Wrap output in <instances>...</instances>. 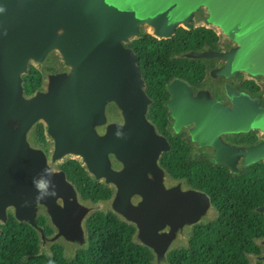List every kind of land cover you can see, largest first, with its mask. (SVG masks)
Returning <instances> with one entry per match:
<instances>
[{
  "label": "water",
  "instance_id": "1",
  "mask_svg": "<svg viewBox=\"0 0 264 264\" xmlns=\"http://www.w3.org/2000/svg\"><path fill=\"white\" fill-rule=\"evenodd\" d=\"M0 8V233L13 216L36 231L40 254L60 244L74 257L89 248L88 219L112 212L134 227L133 242L150 250L153 264H169L178 231L215 220L217 211L207 193L161 165L172 147L149 119L153 100L128 44L145 34L171 38L178 28L212 29L218 50L177 56L220 60L210 78L264 85V0H0ZM52 55L65 68L42 71L46 88L26 94L31 63L41 67ZM238 85L222 83L218 100L207 85L180 77L165 84L167 130L234 174L264 162V86L254 94ZM40 122L49 155L31 134ZM250 133L256 142L231 140ZM64 159L79 162L111 197L83 199L60 167L67 160L59 166ZM41 180L51 194H40ZM255 242L261 252L248 254L250 264H264V238Z\"/></svg>",
  "mask_w": 264,
  "mask_h": 264
},
{
  "label": "trees",
  "instance_id": "2",
  "mask_svg": "<svg viewBox=\"0 0 264 264\" xmlns=\"http://www.w3.org/2000/svg\"><path fill=\"white\" fill-rule=\"evenodd\" d=\"M217 38L212 29L178 28L171 38L158 40L145 34L128 44L137 56L146 91L153 100L149 119L168 137L172 147L163 155L161 165L174 179L185 180L192 188L207 193L217 211L215 220L194 227L188 247L168 254L169 264H250L248 254L261 252L255 241L264 238V213L257 211L264 205V162L234 174L224 165L213 164L207 154L194 155L183 136H174L167 130L169 93L165 84L180 77L200 85L207 72L205 62L177 55L211 45ZM42 79V72L31 66L25 76L26 94L40 88ZM240 88L254 94L259 91V86L250 80L242 81ZM36 138L47 144L41 124ZM257 139L255 133L231 138L237 143H254ZM60 167L83 199L111 197L112 190L94 182L76 160L69 159ZM37 224L44 226L45 218H38ZM1 228L0 264H153L150 250L133 242L134 227L112 212H96L88 219L89 248L77 251L74 257H67L60 244L51 248L50 255L40 254L36 231L26 223H18L13 216ZM45 230L47 234L51 232L47 226Z\"/></svg>",
  "mask_w": 264,
  "mask_h": 264
},
{
  "label": "rangeland",
  "instance_id": "3",
  "mask_svg": "<svg viewBox=\"0 0 264 264\" xmlns=\"http://www.w3.org/2000/svg\"><path fill=\"white\" fill-rule=\"evenodd\" d=\"M204 8V7H203ZM196 24H204V23H201V22H196ZM211 28H213L214 30H217V28H215V27H211ZM144 32H146V31H144ZM134 39V38H133ZM132 39V40H133ZM128 42H130V41H128ZM215 62H216V65L218 66L219 65V63L221 62L220 60H215ZM48 63V64H47ZM33 66H35L36 67V69H39L41 72L42 71H47V72H49L48 70H52V69H50V66L51 67H53L54 69H56V70H62L61 68H62V63L60 62V61H58V59H57V57H55V56H53L52 55V57H50L48 60H47V62L43 65V66H41V67H38L37 65H36V63H31ZM57 64H58V66H57ZM62 64V65H61ZM48 65H50V66H48ZM63 68H65L64 67V65H63ZM43 77H44V75H43ZM244 79H247L248 80V78L247 77H243ZM204 79H205V82H207L206 83V85L209 87V90L210 91H212L211 93H213V95L214 96H222L223 97V95H222V92L220 91V88H221V86H222V83H232V84H235V85H238L240 82H242V81H238V79H233V78H230V79H224L223 77H221V76H219V77H217V79H213V78H210V77H208L207 75H205L204 76ZM241 80H243V79H241ZM47 81V80H46ZM45 81V82H46ZM251 81V80H250ZM43 79H42V83H41V85H40V87H42L43 85ZM258 84H260V83H258ZM260 87H261V89L263 88V86L264 85H262V84H260L259 85ZM46 88V84H44V86H43V88L42 89H45ZM218 99V98H217ZM219 100V99H218ZM40 124L43 126V132H44V136H45V141L47 142V144L45 145V144H43V143H39L38 141H37V138H36V130H37V127H38V125H37V127H36V130L33 128L32 129V131H31V134H33V139H34V143L37 145H40V146H43V147H45L46 149H45V152L49 155L50 154V150H51V140H50V138H49V136H47V135H45L46 133H45V126H44V124H43V122H40ZM257 135H259L260 134V132L259 131H256L255 132ZM260 136V135H259ZM49 144V145H48ZM209 154V156L211 157V155H210V153H208ZM67 159H64V160H62V161H60L59 162V166L64 162V161H66ZM209 210L211 211V214H213L214 213V209L212 208V206H210L209 207ZM195 225L196 224H194V225H191V227H190V225L188 226V227H184V228H181L179 231H178V234L176 235V237H175V239H174V244H173V248H171V250H174V249H177V248H179V247H183V246H185L186 245V242H187V239H188V237H191V234H192V231H193V229H194V227H195ZM45 226H47L46 224L44 225V227ZM48 228H50L49 226H47ZM51 229V228H50ZM192 230V231H191ZM45 232H46V230H45ZM52 232H54L52 229H51V232L49 233V234H47V236H50V235H52L53 233Z\"/></svg>",
  "mask_w": 264,
  "mask_h": 264
},
{
  "label": "flooded vegetation",
  "instance_id": "4",
  "mask_svg": "<svg viewBox=\"0 0 264 264\" xmlns=\"http://www.w3.org/2000/svg\"><path fill=\"white\" fill-rule=\"evenodd\" d=\"M206 45H210V44H205V46L203 47V48H199V50H197V51H200V50H206L207 48H206ZM211 50H218L219 48H218V38H217V40L214 42V43H212L211 45ZM205 48V49H204ZM201 61H203V62H205L206 64H207V68H206V70H209V69H211V68H213V67H216L217 65H216V62H215V60L214 59H210V60H202L201 59ZM205 70V71H206ZM206 83L207 82H205V79L203 78V80H202V83H200V85H195V87H202V86H205L206 85ZM240 85H241V83L238 85V87L240 88ZM216 98H218L219 100H223V97L222 96H215ZM169 98H170V95H169ZM168 98V99H169ZM191 146V145H190Z\"/></svg>",
  "mask_w": 264,
  "mask_h": 264
},
{
  "label": "clouds",
  "instance_id": "5",
  "mask_svg": "<svg viewBox=\"0 0 264 264\" xmlns=\"http://www.w3.org/2000/svg\"><path fill=\"white\" fill-rule=\"evenodd\" d=\"M3 9L0 8V11H2ZM49 181L47 180H41L40 182L37 183V188L40 190V194L41 195H48L51 194L48 192V187H49Z\"/></svg>",
  "mask_w": 264,
  "mask_h": 264
}]
</instances>
